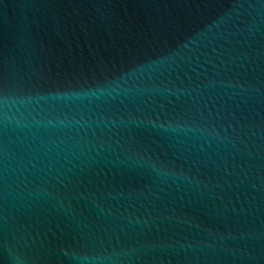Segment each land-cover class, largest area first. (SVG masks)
<instances>
[{"label": "water", "instance_id": "obj_1", "mask_svg": "<svg viewBox=\"0 0 264 264\" xmlns=\"http://www.w3.org/2000/svg\"><path fill=\"white\" fill-rule=\"evenodd\" d=\"M0 264H264V0H0Z\"/></svg>", "mask_w": 264, "mask_h": 264}]
</instances>
